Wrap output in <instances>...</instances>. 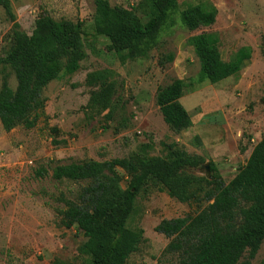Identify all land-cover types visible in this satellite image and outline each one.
I'll return each mask as SVG.
<instances>
[{"label":"rangeland","instance_id":"374dc122","mask_svg":"<svg viewBox=\"0 0 264 264\" xmlns=\"http://www.w3.org/2000/svg\"><path fill=\"white\" fill-rule=\"evenodd\" d=\"M107 1L111 6L132 8L142 23L150 18L142 0ZM208 3L217 11L214 22L188 30L180 21L181 12ZM10 10L13 19L0 7V56L8 51L14 30L30 35L36 19L49 15L82 23L86 57L75 73L43 89L44 108L33 128L17 126L6 132L0 124V264H81L88 260L82 232L75 226L62 227L57 214L64 208L61 196L75 199L87 182L55 180L56 165L133 154L164 159L167 145L175 142L189 155L203 159L184 173L209 179L208 165L213 163L227 183L264 136V0H177L146 58H128L109 48V40L94 28V0H11ZM203 31L217 33L224 61L239 48H250L249 59L237 73L217 83L197 81L199 61L187 39ZM168 54L172 60L160 66L158 60ZM100 69L114 72L115 94L107 111L86 118L90 88L85 77ZM3 78L15 87L8 68H0V87ZM174 79L185 82L180 102L191 120V126L179 133L164 123L155 100L157 89ZM39 167L48 171L43 178L34 175ZM116 172L124 191L132 173ZM204 205L203 200L180 202L159 185L143 186L126 220L127 228L143 229V241L125 264H177V255L165 252L170 239L154 227L162 219L195 215ZM246 256L247 252L242 260ZM263 261L264 240L250 263Z\"/></svg>","mask_w":264,"mask_h":264},{"label":"trees","instance_id":"16d2710c","mask_svg":"<svg viewBox=\"0 0 264 264\" xmlns=\"http://www.w3.org/2000/svg\"><path fill=\"white\" fill-rule=\"evenodd\" d=\"M11 0H0V7L13 19ZM150 18L142 23L132 8L111 6L107 0H94V28L109 40V48L128 58H146L156 44L157 34L177 7V0H142ZM216 8L208 4L190 6L181 12L180 21L190 31L214 22ZM16 27V23L14 24ZM80 21L56 20L49 15L36 19L30 35L13 31L8 51L0 56V68H8L15 78L12 88L3 78L0 87V124L9 132L17 126L31 129L44 108L42 91L61 76L75 73L86 57ZM187 44L199 61L198 82L217 83L240 70L250 57V48L241 47L224 61L215 32L191 35ZM172 60L164 55L162 66ZM114 72L100 69L87 73L90 88L84 106L86 118L107 111L115 94ZM182 79L159 87L155 100L164 123L179 133L191 126L187 110L180 102L185 89ZM54 131L56 129H53ZM164 159L133 154L105 161L84 160L56 165L52 177L61 181H84L75 199L61 196L63 209L57 210L59 223L77 227L85 238L83 250L88 260L81 264H125L143 241V229H129L126 220L136 195L148 183L159 185L180 202L203 200L195 215L162 219L154 230L169 242L165 252L177 255V264H251L264 240V136L254 145L247 162L227 183L213 163L209 179L184 173L203 159L189 155L175 142L167 145ZM117 169L132 173L127 187L120 190ZM47 169L34 175L43 178ZM247 252L246 258H243ZM264 264V261L259 263Z\"/></svg>","mask_w":264,"mask_h":264}]
</instances>
